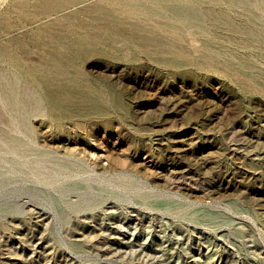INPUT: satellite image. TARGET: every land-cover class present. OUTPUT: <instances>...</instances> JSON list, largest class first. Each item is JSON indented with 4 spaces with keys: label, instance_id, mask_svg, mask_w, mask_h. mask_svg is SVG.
<instances>
[{
    "label": "rangeland",
    "instance_id": "rangeland-1",
    "mask_svg": "<svg viewBox=\"0 0 264 264\" xmlns=\"http://www.w3.org/2000/svg\"><path fill=\"white\" fill-rule=\"evenodd\" d=\"M23 1L0 0V264H264V44L167 64L101 0ZM64 40L74 86L44 67Z\"/></svg>",
    "mask_w": 264,
    "mask_h": 264
},
{
    "label": "bare ground",
    "instance_id": "bare-ground-1",
    "mask_svg": "<svg viewBox=\"0 0 264 264\" xmlns=\"http://www.w3.org/2000/svg\"><path fill=\"white\" fill-rule=\"evenodd\" d=\"M41 1H23L19 6L28 7L40 4ZM239 7H245V16L240 17L237 13L229 15V10L234 13ZM86 11L91 13L99 25L108 28L109 32L120 40L131 44L141 43L146 48L152 47L154 52L163 56L161 60L167 64L179 65L183 59L196 63L200 57H210L212 53L208 45L215 39L222 40L223 36L219 34L222 30H233L245 40L264 44V0H101L98 4L87 7ZM199 33L207 35L200 43L197 40ZM83 44L79 41L64 40L58 46L47 48L46 57L50 61H44V67L48 70L56 69L54 81L59 86H74L71 78L65 79L71 74L68 61L78 58L82 53ZM225 50L226 48H223L222 51ZM41 55L43 56V52ZM9 56L7 53L1 54V57ZM12 79L4 77V90H13ZM44 80L46 85L51 86L52 81ZM15 99L14 101L17 100ZM80 99L87 100V97L82 94ZM20 122L21 130H29L24 120Z\"/></svg>",
    "mask_w": 264,
    "mask_h": 264
}]
</instances>
